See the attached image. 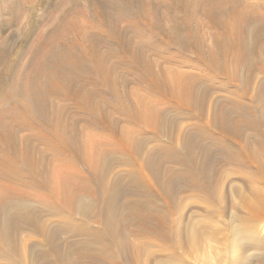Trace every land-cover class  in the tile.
<instances>
[{"label": "bare ground", "instance_id": "obj_1", "mask_svg": "<svg viewBox=\"0 0 264 264\" xmlns=\"http://www.w3.org/2000/svg\"><path fill=\"white\" fill-rule=\"evenodd\" d=\"M195 1L198 6L202 2L196 10L217 33L206 45L205 39L196 38L197 29L190 30L185 22L188 36L194 37L188 47L215 75L225 78L216 87L136 51L130 66H141L146 91L126 105L96 44L79 55L70 53L67 45V54L48 53L50 58H41L34 73L20 75L17 90L22 98H15L16 113L0 117L3 264H137L153 237L164 249L174 242L179 246L183 239L195 248L196 230L185 236L182 225L174 226L179 193H196L207 186L219 194L226 177L232 252L238 241L250 238L264 223V0ZM201 22L197 27L204 25ZM166 33L174 38L173 31ZM87 57L95 67L84 65ZM91 77L100 78L93 87ZM120 81L126 85V79ZM102 83H110L114 105L98 90ZM218 87L229 95L212 96ZM68 102L83 111L90 125L104 131L102 139L81 142L77 119L66 113ZM106 106L124 120L150 128L152 135L143 137L141 130L120 126ZM182 108L191 113L180 115ZM187 117L196 118V145L191 141L194 132L183 124L177 127L179 119ZM24 130L26 134H18ZM161 138L170 144L176 138L178 149L172 144L148 146ZM214 150L217 156L211 158ZM215 161L229 165L226 177ZM119 163L126 175L114 171ZM124 179L130 187L126 196L120 190ZM22 232L26 234L19 236ZM263 242L264 238L256 240L258 245Z\"/></svg>", "mask_w": 264, "mask_h": 264}, {"label": "rangeland", "instance_id": "obj_2", "mask_svg": "<svg viewBox=\"0 0 264 264\" xmlns=\"http://www.w3.org/2000/svg\"><path fill=\"white\" fill-rule=\"evenodd\" d=\"M248 1L254 2L255 0ZM194 2L196 1L0 0V97L2 98H0V117L13 111L16 113L13 105L17 103L15 98L20 100L21 97L17 90V84L21 83V81H18L20 75L25 77L34 73L41 61L40 59L46 58V55H48L47 59H49L50 57H56L62 51L67 54L66 52L68 51L66 49L68 46H71L70 53L79 55L89 45L94 46L96 44L98 52L104 57L103 64L106 68L111 69V73H109L111 74V79H114L113 84L117 89H121L120 91L125 96L123 101L126 105H132L136 96L144 95L146 91V82L143 79L141 66L133 64L130 66V62L135 58L134 52L136 51H143V55L147 60L158 62L160 65L170 69L197 75L216 87L218 83L225 81V78L219 74L215 75L188 47V42L194 37L188 36L185 28L186 24L189 27L191 26L190 30L192 31L197 29L196 38L205 39L206 45L211 44L210 36L217 33L216 29L206 26L204 17L196 10V8L198 9V7L202 6V2H199V6ZM94 16L97 18H94ZM108 17L110 18L108 19ZM174 19L176 20L175 23ZM108 21L111 23H108ZM185 22L187 23L185 24ZM199 22L204 23L201 28H199ZM72 26L75 31L71 28ZM79 28H81V31ZM199 29L201 32H199ZM66 30L67 34L65 33ZM167 31H173V39L168 38ZM162 33H165L164 36ZM61 39L64 40L66 46L62 44V41H59ZM144 47L146 49H143ZM51 49L53 51L56 50L52 52ZM56 51L58 52L56 53ZM48 53H55V56L52 54L49 57ZM84 65L87 68L95 67L88 57L84 60ZM105 72L107 71L104 70ZM122 78L126 79V85L124 86L120 81ZM99 79V77L89 78V86L93 87L94 81ZM98 87V90L105 95L108 103L114 105L115 98L109 91L110 83H104V86L102 83ZM227 88L231 89V84H228ZM216 90L211 93L212 96L216 94L217 97L229 95L226 89L218 87ZM118 98L120 99V97ZM59 103H67V101H59ZM68 103L66 113L69 119H77L76 127L79 129L78 138L81 142L90 144L92 139H102L101 135L104 131L90 125L86 120V116L83 115V111L74 108L71 102ZM168 103L171 104L172 102L168 101ZM106 110L119 119L118 124L120 126L141 130L143 137L152 135L150 128L124 120L122 115L111 106H106ZM181 111L180 115L191 113L188 109L182 108ZM195 124L196 118L187 117L179 119L177 127L180 125L186 131L194 132L193 127ZM18 134L24 135L26 130ZM89 134L90 136H88ZM192 135L194 137L191 141L195 144L196 140L198 141L199 139L196 138L195 132ZM176 142L175 138L171 144L177 148L179 144ZM168 144L171 145L165 138H161L159 141L149 142L148 146L159 148ZM37 145L41 146L38 142ZM194 150L196 149L193 148ZM154 151L158 153L157 150ZM194 153L196 152L194 151ZM216 156L217 150L212 151L211 158ZM213 165L218 169V172L226 177L229 169L227 163L215 161ZM213 165L211 163L207 170L211 171ZM125 169L120 163L114 167V171L120 172L121 175H126ZM125 179L120 186L123 196H126L130 191L129 183ZM228 179L229 177L222 179L223 182L221 181L219 185V194L212 193L207 186H204L196 193L192 191L179 193V195L181 194V197L179 196L180 207H177L172 215L175 222L174 226L182 225L185 229V236L196 230L197 243L195 248L187 246L186 239H183L186 238L185 236L182 238L185 241H182L179 246L176 247L174 242L172 246L170 245L171 247L168 246L169 248L166 247L165 249L159 245L158 239L153 237L148 239L150 242L149 246L144 248V252L137 264H156L158 261L164 260H167L165 264H264V242L259 243V245L256 243L258 237L259 239L264 238V223L258 227L259 229L255 234L253 233L254 235L252 234L253 237L238 241V247L234 252L230 249L229 214L231 209L229 200L231 195L228 191ZM237 182L240 184L239 180ZM208 184L209 187L213 184L211 178ZM178 189L180 188L177 187ZM24 234L26 233L22 232L19 236ZM3 263V261H0V264Z\"/></svg>", "mask_w": 264, "mask_h": 264}]
</instances>
